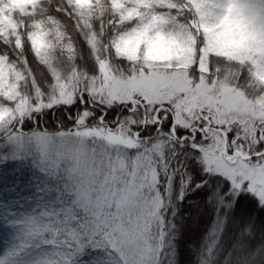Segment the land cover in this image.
<instances>
[{
	"label": "snow or ice",
	"instance_id": "1",
	"mask_svg": "<svg viewBox=\"0 0 264 264\" xmlns=\"http://www.w3.org/2000/svg\"><path fill=\"white\" fill-rule=\"evenodd\" d=\"M7 169L43 264H264V0H0Z\"/></svg>",
	"mask_w": 264,
	"mask_h": 264
},
{
	"label": "trees",
	"instance_id": "2",
	"mask_svg": "<svg viewBox=\"0 0 264 264\" xmlns=\"http://www.w3.org/2000/svg\"><path fill=\"white\" fill-rule=\"evenodd\" d=\"M85 56H87V49H83ZM27 170L24 172L25 178L30 176ZM14 176L11 173V169L0 170V200L6 202L8 205H13L18 200L19 196H27L29 195L31 189H22L20 191L14 190L12 188ZM11 190L8 192V189ZM197 193H193L195 197ZM15 213H13L14 215ZM4 227H0L2 229ZM7 235L10 237H15V250L19 253V258L14 262L15 264H23L24 261H30L31 263H35L37 261H41L43 263L44 259L47 257L48 253L45 252H37L35 248H29L28 250L21 251L19 250V244L21 242L20 236L21 233L19 230L15 229V227H8L5 229Z\"/></svg>",
	"mask_w": 264,
	"mask_h": 264
},
{
	"label": "rangeland",
	"instance_id": "3",
	"mask_svg": "<svg viewBox=\"0 0 264 264\" xmlns=\"http://www.w3.org/2000/svg\"><path fill=\"white\" fill-rule=\"evenodd\" d=\"M230 44L222 45V47H230ZM171 55L170 49L164 47L163 45L157 46L153 49V56L157 59H167ZM11 188L8 189V192ZM5 229L8 227H4L0 229V261L3 264H15L14 262L19 258V253L15 250V237H10L7 235ZM23 264H43L41 261H37L35 263H31L29 260L24 261Z\"/></svg>",
	"mask_w": 264,
	"mask_h": 264
}]
</instances>
